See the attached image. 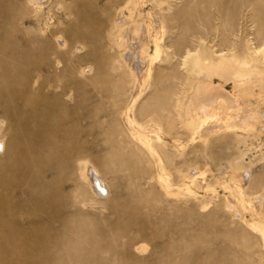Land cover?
<instances>
[{
  "label": "rangeland",
  "instance_id": "obj_1",
  "mask_svg": "<svg viewBox=\"0 0 264 264\" xmlns=\"http://www.w3.org/2000/svg\"><path fill=\"white\" fill-rule=\"evenodd\" d=\"M131 1L0 0V44L9 46L18 36L37 38L41 41L34 43L36 47L60 54L49 57L60 81L73 76L87 92L97 82L107 88L110 99L98 102L97 120L114 127L123 140L135 83L131 67L141 55L150 57V87L142 88L134 116L139 119L146 110L157 111L154 119L161 123L166 143L160 149L161 159L173 183L183 186L169 196L153 181L155 192L148 195L145 182L158 174L159 167L146 151L128 145L120 166L121 183L108 175V184L113 192L143 195L144 211L155 214L150 215L152 220L170 217L174 227L183 217L185 241L180 245L174 234L168 264H264V235L256 225L261 221L251 213L264 197V0H137L150 31L151 44L142 48L127 47L126 29H114L120 10L130 16L126 8ZM49 33L55 36L48 37ZM46 37L47 43L42 39ZM255 46L263 50L258 56ZM196 50L211 60L216 52H228L239 65L257 64L255 78L240 88L227 80L229 75L214 76V84L227 95L222 115H229L217 124L186 110L187 104L205 101L197 90L198 77L204 73L197 72L191 60L182 66L186 53ZM10 57L0 54V60ZM228 122L233 127H227ZM4 234L0 232V238ZM143 244L150 253L151 245ZM3 250L1 246L0 261Z\"/></svg>",
  "mask_w": 264,
  "mask_h": 264
},
{
  "label": "bare ground",
  "instance_id": "obj_2",
  "mask_svg": "<svg viewBox=\"0 0 264 264\" xmlns=\"http://www.w3.org/2000/svg\"><path fill=\"white\" fill-rule=\"evenodd\" d=\"M155 1L152 5L157 6ZM139 7L132 0L126 8L130 16L120 10L114 27L115 31L126 29L127 47L149 44L150 31ZM3 34L9 36L4 30ZM48 37L42 38L45 43ZM39 41L18 36L9 46L0 44V54L11 56L0 60L7 70L0 69V232L5 233L0 238V247L4 246L0 264H168L174 234L180 245L185 241L183 217L174 227L170 217L152 220L153 214L144 211L143 195L113 192L107 182L110 175L121 183L120 166L127 158L123 151L128 145L146 151L159 167L158 174L145 182L148 195L155 192L153 181L169 196L183 186L173 183L161 159L160 149L166 143L161 123L154 119L157 111L144 109L139 119L134 116L142 88L149 89L150 57L141 55L131 67L135 83L123 140L114 127L97 120L98 102L110 99V91L97 82L87 92L73 76L60 81L49 59L60 54L36 47ZM262 51L253 48L256 56ZM232 58L228 52H216L212 60L199 50L186 53L182 66L186 68L191 60L195 70L204 73L198 77L197 90L205 100L197 106L187 104V111L212 124L227 119V111L225 116L221 111L227 95L214 84V76L229 75L227 80L240 88L257 75L256 63L244 67ZM45 75L57 81L47 82L42 79ZM253 120L248 123L253 125ZM262 203L251 213L259 217L261 223L256 225L264 235V197ZM143 242L151 245L150 253Z\"/></svg>",
  "mask_w": 264,
  "mask_h": 264
}]
</instances>
